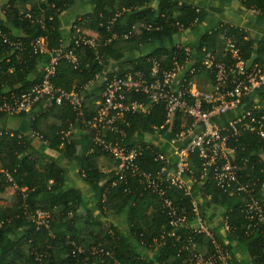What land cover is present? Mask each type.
<instances>
[{"label":"trees","instance_id":"1","mask_svg":"<svg viewBox=\"0 0 264 264\" xmlns=\"http://www.w3.org/2000/svg\"><path fill=\"white\" fill-rule=\"evenodd\" d=\"M78 1L6 0L1 6L0 107L13 105L21 92L38 84L49 58L56 51L66 53L79 39L91 41L94 47L80 44L74 52L75 63L60 58L52 84L65 92H80L82 97L103 89L105 81L113 75L137 71L147 74L151 59L158 60L164 69L172 65L173 57L182 65L198 66L205 52L223 49L224 33L234 43L238 57L217 54V61L226 65L241 61L246 69L252 66L264 69V35L238 26L215 24L201 31L188 51L175 44L169 47V40L176 41L202 21V9L193 4L178 0H84L81 5L88 6V10L78 13ZM239 1L252 16H264V0ZM62 13L74 14L68 31L63 30L68 17L62 19ZM39 38H44L48 53L33 50L32 44ZM121 42L126 47L125 54H131V58L125 70L114 71V62L110 60L118 58ZM99 76L102 79L98 80ZM128 98L145 101L142 94L130 93ZM255 98L263 104L264 90L245 97L242 107L251 108ZM96 109L91 104L87 117ZM232 116V113L217 116L214 121L227 127ZM6 118L17 123L27 119L28 128L23 131L0 128V194L14 190L10 200L0 207V264H189L188 253L169 236L170 226L161 200L145 191L139 178L120 180L116 172H102L93 164L95 157L107 155L92 141L95 130L75 122V112L69 104L53 103L45 111L40 104L28 112L0 110V124ZM125 118L129 123L124 127L125 143L142 144L141 168L158 170L162 165L154 160L158 148L147 133L164 122L162 106L154 107L148 115L126 114ZM69 122L82 134L78 138L71 134L69 142L61 147V130ZM190 123V118L174 113L165 127L166 136L185 132ZM107 135L114 136L111 132ZM228 147L239 167L240 183L248 185L246 192L220 188L205 178L190 183L191 197L173 188L171 198L187 212L194 198L200 213L208 220L210 212L220 210V221L226 218L230 231L226 237H219L213 226L211 229L215 240L231 254V264H264V225L255 223L257 220L250 222L246 207L256 204L264 210V140L256 133L241 130L229 138ZM45 149L58 151L60 157L50 156ZM193 163L197 173L198 161L193 159ZM74 176L89 185L100 183L94 209L78 211L83 198L78 190L66 186ZM36 209L50 213L48 227L37 229L31 222L29 215ZM112 216L121 218L125 226L112 222L106 225V219ZM71 241L83 252L72 256ZM191 242L205 245L208 253L212 251L211 241L202 234L194 235ZM92 247L109 254H92ZM195 251L191 247L189 256Z\"/></svg>","mask_w":264,"mask_h":264},{"label":"built area","instance_id":"2","mask_svg":"<svg viewBox=\"0 0 264 264\" xmlns=\"http://www.w3.org/2000/svg\"><path fill=\"white\" fill-rule=\"evenodd\" d=\"M224 34L223 49L205 52L198 66L182 65L173 57L172 65L164 69L158 60L151 59L147 74L137 71L135 74L127 72L122 76L113 75L105 81L103 89L87 97H82L76 91L65 92L52 84L60 58L75 63L74 52L80 44L94 47L91 41L75 40L73 47L66 53L56 51L49 58L43 66L42 78L38 84L21 92L13 105L0 107V110L5 109L11 113L28 112L40 104L42 111H45L53 103L69 104L75 112V122L83 128L95 130L92 141L114 160V172L118 179L139 178L143 189L161 200L162 210L170 226L169 236L188 253L189 264H231V254L215 240L211 224L200 213L196 200L191 199L190 212H187L171 198L173 188L181 189L185 196L191 197L190 183L203 181L205 178H210L220 188L246 192L248 185L240 183L239 167L234 163L233 150L228 147V140L237 136L241 130L256 133L264 140V103L255 98L251 108L242 107L245 97L256 90H264V69L260 66L246 69L241 61L234 65L217 61V54L222 57L227 54L231 58L238 57V50L231 38H226ZM123 38L127 39V35ZM32 46L35 52L48 53L44 38L37 39ZM183 48L188 51L187 47ZM201 72L212 78V81L206 78L202 83L204 89L197 83V75ZM130 93L142 94L145 101L129 100ZM91 104L97 106V109L91 117H87ZM158 105L164 110V122L154 125L147 134L158 148L154 160L162 165L156 171H146L139 163L142 144L125 143L124 127L129 126L125 116L139 113L148 115ZM259 109L263 111L257 112ZM174 113L190 118L191 123L185 132L166 136L165 127L172 121ZM228 113L233 116L227 127H221L214 121L215 117ZM73 129V123L69 122L67 128L61 130V147L69 142ZM108 132L114 136L108 137ZM145 147H149L148 142ZM193 159L198 161L197 173L194 171L196 167ZM6 176L11 181V177ZM246 207L248 220H257L255 223L264 225V210L256 204H248ZM29 216L37 229L41 226L48 227L51 217L48 211L38 209ZM221 220L222 230L229 232L226 218ZM197 234H202L211 241V253L195 251L189 256L191 247H194L192 237ZM70 244L73 247L72 256L83 252L74 242L71 241ZM90 252L109 254V251L96 247H92Z\"/></svg>","mask_w":264,"mask_h":264},{"label":"crops","instance_id":"3","mask_svg":"<svg viewBox=\"0 0 264 264\" xmlns=\"http://www.w3.org/2000/svg\"><path fill=\"white\" fill-rule=\"evenodd\" d=\"M6 0H0V8L5 3ZM179 2H185L193 4L198 9H202L203 12V19L198 25H194L193 28L187 30L183 34H181L176 41L169 40V47L172 44L182 46V47H190L192 43L196 40L199 36L201 31H207L208 29L212 28L215 24H228L231 26H238L253 32L256 35H264V16L262 15H255L252 16L248 11L244 10L240 4L239 0H178ZM84 0H79L78 3L80 6L77 8V12L80 13L82 10H88V6L81 4ZM155 4V3H154ZM62 19L65 17V21L63 22V30L68 31L70 28V23L74 18V14L67 15L65 13L61 14ZM68 36V35H67ZM171 41V42H170ZM113 62L112 60H110ZM111 68V66H109ZM102 79L100 76L98 80ZM97 80V81H98ZM96 81V82H97ZM95 82V85H96ZM98 83V82H97ZM0 128H6L9 130H27L28 128V120L25 119L21 123H17L15 121H10L7 118L3 120L0 124ZM82 134V131L75 127L72 131V136L78 138ZM46 153L54 158H59L60 154L58 151L52 149H45ZM93 164L100 169V171L109 173L115 170V162L109 156H98L94 158ZM98 183L97 186H99ZM68 188H75L78 190L80 195L83 198L82 201V208L78 211L82 212L83 210L94 209L95 200H96V193L98 191V187L95 184L89 185L87 182L83 181L80 177L74 176L70 180L67 181ZM13 189H7L4 193L0 194V207L3 208L4 204L10 200L11 195L13 193ZM151 211V210H150ZM220 210H215L214 212H210L208 215L209 222L211 226L214 227L216 233L219 237L223 236L226 237V232L222 230V223L220 221ZM106 225L112 222L114 225L125 226V223H121V218L109 217L106 219ZM77 228L81 227L80 223L76 224ZM194 249L200 253H206L207 248L205 245L202 244H195ZM239 262L241 260L238 259Z\"/></svg>","mask_w":264,"mask_h":264},{"label":"rangeland","instance_id":"4","mask_svg":"<svg viewBox=\"0 0 264 264\" xmlns=\"http://www.w3.org/2000/svg\"><path fill=\"white\" fill-rule=\"evenodd\" d=\"M118 50H119V56L118 58L116 57L114 59V71L118 69V71H123L125 70L128 66H127V61L131 58V54L127 55L125 54L126 52V47L124 45L123 42H121L118 45ZM122 58V59H120ZM207 75L206 74H202L201 76L198 77L197 83L199 84V86H201L203 89L204 87L202 86V83L204 81H206ZM260 106H262V104H260Z\"/></svg>","mask_w":264,"mask_h":264}]
</instances>
